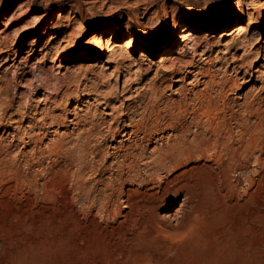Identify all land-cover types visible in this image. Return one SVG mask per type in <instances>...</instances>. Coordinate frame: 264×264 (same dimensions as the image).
<instances>
[{
    "label": "rangeland",
    "instance_id": "rangeland-1",
    "mask_svg": "<svg viewBox=\"0 0 264 264\" xmlns=\"http://www.w3.org/2000/svg\"><path fill=\"white\" fill-rule=\"evenodd\" d=\"M235 4L0 0V264H264V0H246L247 14L228 18ZM201 11L216 18L190 28L191 44L175 39L174 19L184 23ZM164 31L167 39L160 43ZM244 35L260 37L262 56L250 67L253 76L245 73L250 80L230 93L229 104L239 117H249L251 133L242 137L229 111L222 156L204 155L186 166L192 169L184 178L190 185L188 204L185 192L160 188L166 178L133 182L138 173L146 175L149 151L167 132L149 140L142 133L123 136L124 129H134L135 120L140 123L147 114L144 123L157 134L154 113L184 99L187 88V102L197 98L210 79L185 76L186 65L206 66L221 76L216 68L231 60L224 51L241 53L244 47L228 46ZM127 39L135 45L127 47ZM174 65L176 74L166 71ZM156 86L162 90L157 103ZM254 95L260 97L257 112L241 106ZM190 111L176 128L190 126L192 137L200 129ZM171 132V137L179 133ZM135 145L147 152L135 151L133 162L129 156L125 163L132 165L120 175L116 157ZM152 195L161 208L149 218L139 205Z\"/></svg>",
    "mask_w": 264,
    "mask_h": 264
},
{
    "label": "bare ground",
    "instance_id": "bare-ground-1",
    "mask_svg": "<svg viewBox=\"0 0 264 264\" xmlns=\"http://www.w3.org/2000/svg\"><path fill=\"white\" fill-rule=\"evenodd\" d=\"M246 5V0H236V4L235 6L232 8L231 13L228 15V18L232 15V13L234 12H239L242 14H247L246 12H244V7ZM214 18H216V14H213L210 11H201L199 13H197V15H195L194 17H192L191 19H189L188 21H185L184 23H180L177 20L174 19L173 24H172V29H173V36L174 38L178 39L182 38L183 41H187V43L191 44L193 41H195L194 38V32H191L190 28L191 27H197L200 24H209L212 20H214ZM167 29H170V27H168ZM166 31L163 32L161 39H160V43H163L166 41L167 39V35H166ZM225 35H230L229 33H225ZM55 38V36H51L50 39L53 40ZM173 38V40H174ZM197 38V37H196ZM253 39V40H252ZM129 41H133L132 44H129ZM260 37H255L253 35L248 36V35H244L242 38L240 39H236L233 38L232 43L228 46L229 49L233 48V49H240L242 47H244L242 49V52L235 55V53H231V51H227V49L224 51L223 54H231V60L227 61L225 59V61L222 63L224 64V67H218L216 68L218 70V73H222L221 76H218L217 71H211L209 68L205 67H196V66H191V64L186 65L185 67V76H197L202 74V75H208V77L210 78L209 81L206 83V87L205 89L199 93L197 92V94L199 93V96L195 99L191 98L190 102H187L188 100V94L190 93V89L187 88L188 92L184 95V99H180L177 102H174V104L169 108V109H165L162 110L159 109L154 113V117L151 119L153 121V125L156 128L157 134L153 133V132H149L147 125L144 123V121L146 120V115H141L140 120L141 122L139 123L138 121L135 120V123L133 125L134 129H124L123 132V136H129L133 135L132 133H134L137 137H139V134L142 133L144 136L143 138L147 137V139H152L156 138L159 134V132H167V135L165 137V141L161 142L160 145L158 146H154L153 149H151V151H149V158L151 159V164L148 165V167L150 166V168H148L147 171H145V176L142 177L140 175V173H138L135 177L133 176L132 181L136 182L137 184H148L150 182H157V176H161V178H166V180H164L165 185L162 187L160 186V188H163L165 192H173L174 194H178L179 192L183 191L185 192V197H184V203L188 204L189 202H191V195H190V185L188 182H185L184 178L187 174H189V172L192 170L191 168L187 169V164L191 161V160H196V159H201L204 155H217L220 156L222 150H224V144L221 143V139H223L224 136L226 135H230V131L226 130L225 128V124H226V115L229 113L230 111V119H234L236 124H238V126L241 127V136L245 137L246 135H249L251 133V126L248 125V127H246L247 122H249L247 117H239L237 115V111L235 112L231 107H230V93L233 92L234 90H236V88H238L240 85V82L245 81H249L248 79L244 78L245 73H248L249 75L253 76L252 73H249L250 71V67L256 63V62H260V60L258 59L260 56H262V50L263 48L258 49L257 48V43L260 42ZM127 47L130 46H134L135 45V41L133 39H127L125 42ZM194 44V43H193ZM103 47V46H102ZM106 47V46H105ZM107 49V48H106ZM112 51V50H111ZM116 51V50H115ZM115 51H112L113 53H116ZM58 52V51H57ZM111 52V53H112ZM128 52V50H127ZM103 53H106V50L103 51ZM112 53V55H113ZM131 53V52H130ZM116 55V54H115ZM131 55H129V62H131ZM251 57H255V59L251 60ZM127 58V57H126ZM113 60L116 62L117 58L116 56L113 57ZM119 60V59H118ZM186 63V62H185ZM127 65V64H126ZM263 65V64H262ZM178 70V67L176 65L172 66L170 69L166 70L167 72H173L176 74ZM231 70L233 71L232 73H229V71L231 72ZM253 70V69H252ZM256 71H258V69H256ZM261 71V70H260ZM259 72V71H258ZM229 73V74H228ZM234 73V74H233ZM257 73V72H256ZM262 73V71H261ZM260 73V74H261ZM206 77V76H205ZM260 78L263 79V84L261 86L262 89H264V73L260 75ZM200 79V78H199ZM197 81V79H196ZM207 81V80H206ZM205 81V82H206ZM262 81V80H261ZM164 83V82H163ZM192 83V81H191ZM190 84V83H189ZM195 84V83H194ZM205 84V83H204ZM151 86V85H150ZM194 86V85H193ZM198 86V85H196ZM149 87V86H148ZM204 87V86H203ZM151 88V87H150ZM157 88V86H156ZM160 86H158V88L156 90L157 91V97H156V101H154L155 103L160 102L161 100V92L162 90H159ZM149 89V88H148ZM161 89V88H160ZM166 89V88H164ZM184 90V89H183ZM152 91V89H151ZM154 92V90H153ZM165 92V91H164ZM232 94V93H231ZM183 95V94H182ZM196 94H194L195 96ZM253 95V94H252ZM154 96V95H153ZM249 96V95H248ZM247 96V97H248ZM192 97V96H191ZM244 101V103L242 102L241 106L244 107L246 110L249 108H253L254 111H258L260 109V105L259 101H260V97L259 95H254V97L252 99H247ZM183 98V97H182ZM153 99V98H152ZM160 100V101H159ZM175 101V100H174ZM173 102V101H172ZM157 105V104H156ZM155 105V106H156ZM159 105V104H158ZM158 105L156 107H158ZM165 105V104H164ZM256 105H258L256 107ZM90 108V107H89ZM153 108V107H152ZM168 108V107H167ZM151 109V108H150ZM176 110V111H175ZM191 110V111H190ZM261 110V109H260ZM193 112V114H195L194 120H193V124L195 127L200 129V132L195 134L194 136H190V130L191 127L190 126H181V129L178 130V128H176V123L179 120V117L183 115H185L187 112ZM245 111V110H244ZM246 112V111H245ZM110 113V112H109ZM112 114V113H111ZM110 114V115H111ZM192 114V113H191ZM253 114V113H252ZM187 115V114H186ZM245 115V114H244ZM250 115V113H249ZM24 116V115H23ZM61 116V115H60ZM152 116V115H151ZM251 116V115H250ZM206 118V121L203 122L202 119ZM131 118V117H130ZM149 118V117H147ZM151 118V117H150ZM46 119V118H45ZM132 120V119H131ZM166 120L167 124L164 126L163 122ZM264 120V119H263ZM44 122V121H43ZM234 122V121H233ZM50 123V122H49ZM80 123V122H79ZM182 123V122H181ZM262 123V120H261ZM54 124V123H53ZM132 124V123H131ZM150 124H152L150 122ZM180 124V122L178 123ZM14 125V124H13ZM50 125V124H49ZM132 126V125H131ZM130 126V127H131ZM256 126V125H255ZM17 127V126H16ZM180 127V126H178ZM31 128V127H30ZM118 128V127H117ZM125 128V127H124ZM229 128V127H228ZM34 129V128H33ZM120 129V128H119ZM255 130V129H254ZM112 131V130H111ZM115 131V130H114ZM113 131V132H114ZM119 131V130H117ZM153 131V130H152ZM171 131H179V133L177 132L175 134L174 137H171L174 133ZM92 132V131H91ZM234 132V131H233ZM34 133V132H33ZM117 133V132H116ZM35 134V133H34ZM39 134V133H38ZM46 134V133H45ZM164 134V133H163ZM37 135V134H36ZM106 135V134H105ZM115 135V134H114ZM117 135V134H116ZM171 135V136H170ZM209 135V136H208ZM103 136V135H102ZM164 136V135H163ZM113 137V136H112ZM128 137V138H129ZM136 137V138H137ZM255 137V136H254ZM141 138V136H140ZM144 138V139H145ZM228 138V137H227ZM158 139V138H157ZM155 139V140H157ZM3 140V139H2ZM0 141V145H2L3 141ZM139 140V139H138ZM251 141V140H250ZM255 141V140H254ZM57 142V141H56ZM143 143V142H142ZM59 144V143H58ZM63 144V143H61ZM133 144V143H132ZM140 144V143H139ZM4 145V143H3ZM55 145V144H54ZM61 146V145H60ZM11 147V146H10ZM71 147V146H70ZM146 147V146H145ZM71 149V148H70ZM229 149V148H228ZM75 150V149H74ZM135 151H137V153L139 154H144L145 152H147V150L139 145H135L134 147H132L131 151L126 150L124 153L120 154L118 159V167L121 170L120 171V175H123L125 168H129V166L131 167L130 163L134 161V159H136V155H135ZM134 153V155H132L131 153ZM77 153V152H76ZM114 153V152H113ZM251 153V152H250ZM229 154V153H228ZM70 155V154H69ZM236 155V151H232L231 152V156L235 157ZM129 156L133 157V159L131 160V162H128L129 164H126V160L129 158ZM222 156V155H221ZM242 156V155H241ZM208 157V156H207ZM216 157V156H215ZM79 158V156H78ZM212 158V157H211ZM149 159V160H150ZM208 159V158H207ZM101 160V159H100ZM129 160V161H130ZM231 161V160H230ZM234 161V160H233ZM197 162V161H196ZM225 162V161H224ZM80 163V162H79ZM85 163V162H84ZM81 167V166H80ZM117 167V169H118ZM134 167V166H133ZM133 167L130 169L132 171ZM191 169V170H190ZM230 169V168H229ZM134 170V169H133ZM179 170H181V173H178L177 175H174L175 172H178ZM63 172V171H62ZM201 173V172H200ZM191 174V173H190ZM71 175V174H70ZM132 175V174H131ZM172 176L171 179H168ZM66 177V176H65ZM127 178V177H126ZM193 178V177H192ZM120 179V177H119ZM189 179V178H188ZM162 180V182H163ZM175 180H179L177 184L175 185H171L174 183ZM54 181V180H53ZM122 181V180H121ZM119 182V181H118ZM160 182V181H159ZM162 184V183H161ZM52 185V184H51ZM123 185V184H122ZM157 185V184H156ZM110 186V185H109ZM113 186V184H112ZM117 187V186H116ZM46 188V187H45ZM57 188V187H56ZM151 188H154V185ZM110 189V188H109ZM195 190V189H194ZM192 190V191H194ZM124 191V190H123ZM156 191V190H155ZM91 192V191H90ZM159 192V191H158ZM51 193V192H50ZM112 193V192H111ZM156 192H153L152 194H154ZM117 194V193H116ZM138 194V193H137ZM123 195V194H122ZM107 196V195H106ZM127 196V195H126ZM139 196V195H138ZM150 196V195H149ZM155 195H152V199L151 200H144L143 198V203H141V206L143 208L142 213H145L147 215H149L148 217L150 218L151 215L155 212H157V210L159 208H161V201H158L157 199H155L154 197ZM108 197V196H107ZM128 198L131 200V196H128ZM193 198V197H192ZM196 199V198H195ZM83 200V199H82ZM127 200V199H125ZM102 201V200H101ZM116 201V200H115ZM135 201V199H134ZM137 201V200H136ZM197 201V200H196ZM195 201V202H196ZM119 202V201H117ZM127 202V201H126ZM110 203V202H109ZM183 204V203H182ZM192 205V203H190ZM189 204V205H190ZM119 205V204H118ZM198 205V204H197ZM196 205V206H197ZM165 209L164 210H169L170 208H172V204L171 203H167L164 205ZM194 207V206H193ZM118 208V207H117ZM140 208V207H139ZM189 208V207H188ZM196 209V207H194ZM139 210V209H138ZM137 210V212H138ZM141 210V209H140ZM159 211V210H158ZM169 212V211H168ZM192 212V211H191ZM136 213V212H135ZM141 213V212H140ZM141 213V214H142ZM172 214V213H171ZM193 214V213H192ZM170 215V213H169ZM162 216V215H161ZM191 216V215H190ZM166 217V216H165ZM192 217V216H191ZM153 218V217H152ZM157 217H155L156 219ZM167 218V217H166ZM184 218V217H183ZM187 219H189L188 217H186ZM193 218V217H192ZM136 219V218H135ZM148 219V218H146ZM153 220V219H152ZM159 220V219H158ZM155 220L158 223V227H159V221ZM172 220V219H171ZM184 220V219H181ZM180 220V221H181ZM150 221V220H149ZM154 221V223H155ZM164 221V220H163ZM178 221V222H180ZM161 222V221H160ZM145 223V220H144ZM153 223V221H152ZM190 223V222H188ZM178 224V223H177ZM180 224V223H179ZM186 224V223H185ZM134 225V224H133ZM142 225V224H141ZM172 225V224H171ZM182 225V224H181ZM188 225V224H187ZM195 225V224H194ZM148 226V224H147ZM185 225H183L184 227ZM182 227V226H181ZM148 228V227H147ZM163 228V227H162ZM161 228V229H162ZM186 228V227H185ZM182 228V229H185ZM189 228V227H188ZM187 228V229H188ZM140 229V228H139ZM138 229V231H139ZM151 229V228H150ZM149 229V232H150ZM166 229V228H165ZM178 228H176L177 230ZM181 229V228H180ZM146 230V229H145ZM190 230V229H189ZM137 231V230H136ZM163 231V230H162ZM182 231V230H181ZM180 231V232H181ZM144 232V230H143ZM146 232V231H145ZM158 232V229H157ZM166 232V230H165ZM165 232H163V235L165 236ZM179 232V234H181ZM185 232V231H184ZM141 231L140 234L141 235ZM168 233V232H167ZM174 233H178V231L174 232ZM173 236H176L174 235ZM183 233V232H182ZM134 234V233H133ZM132 234V235H133ZM158 234V233H157ZM161 234V233H160ZM159 234V236H160ZM172 233H169L168 236H171L172 238ZM184 234V233H183ZM137 235V236H139ZM154 235V234H153ZM186 235V234H184ZM136 237V234L134 235ZM152 236V234H151ZM131 237V235H130ZM134 237V238H135ZM140 237V236H139ZM145 237V236H143ZM148 238H150V236H147ZM183 237V236H182ZM141 238V237H140ZM146 238V237H145ZM152 239H148V240H152L154 237H151ZM159 238V237H158ZM167 238V237H166ZM169 238V237H168ZM156 239V237H155ZM137 240V239H136ZM132 241L134 242V240L132 239ZM151 241V242H152ZM156 241V240H155ZM124 242V241H123ZM125 243V242H124ZM135 243V242H134ZM137 243V242H136ZM131 245V244H130ZM129 245V246H130ZM127 246V247H129ZM130 248V247H129ZM134 248V247H133ZM140 249V248H139ZM169 249V248H168ZM127 251V250H126ZM128 257V256H127ZM129 258H131L129 256ZM111 260V259H110ZM120 261V260H119ZM110 262V261H109ZM124 262V261H123ZM128 260L124 262L127 263Z\"/></svg>",
    "mask_w": 264,
    "mask_h": 264
},
{
    "label": "snow or ice",
    "instance_id": "snow-or-ice-1",
    "mask_svg": "<svg viewBox=\"0 0 264 264\" xmlns=\"http://www.w3.org/2000/svg\"><path fill=\"white\" fill-rule=\"evenodd\" d=\"M133 43V41H129V44H132Z\"/></svg>",
    "mask_w": 264,
    "mask_h": 264
}]
</instances>
